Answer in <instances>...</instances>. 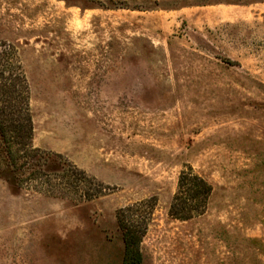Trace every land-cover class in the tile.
Listing matches in <instances>:
<instances>
[{
    "label": "rangeland",
    "instance_id": "1",
    "mask_svg": "<svg viewBox=\"0 0 264 264\" xmlns=\"http://www.w3.org/2000/svg\"><path fill=\"white\" fill-rule=\"evenodd\" d=\"M12 56L36 170L61 188L71 164L107 189L50 195L2 151L0 264H122L117 211L148 199L141 264H264V0H0L5 72ZM185 166L214 190L183 221Z\"/></svg>",
    "mask_w": 264,
    "mask_h": 264
},
{
    "label": "trees",
    "instance_id": "2",
    "mask_svg": "<svg viewBox=\"0 0 264 264\" xmlns=\"http://www.w3.org/2000/svg\"><path fill=\"white\" fill-rule=\"evenodd\" d=\"M10 65L16 72H5L4 68H0V157L4 151L8 164L14 170L29 171L30 179L37 172L42 173L45 180L41 186L50 195L66 197L71 187L73 191H79L77 200H92L105 194L107 187L104 184L71 164L63 165L61 172L55 174V177L61 176L67 181L61 188L51 184V173L36 170L37 165H40L42 152L32 144L34 127L29 86L19 60L15 57L14 61L12 56ZM0 66H5L1 58ZM21 158L25 160L19 163ZM46 162L47 159L43 164ZM213 190V185L206 178L195 172L191 166H185L178 177L169 215L183 221L204 215L209 208ZM155 205V200L148 199L117 211L118 227L122 231L124 243L122 264L142 263L141 243L152 220ZM251 242L264 254V242L260 238H252Z\"/></svg>",
    "mask_w": 264,
    "mask_h": 264
}]
</instances>
